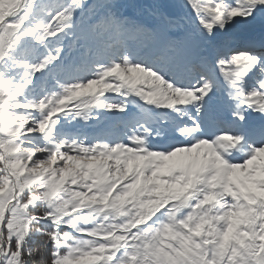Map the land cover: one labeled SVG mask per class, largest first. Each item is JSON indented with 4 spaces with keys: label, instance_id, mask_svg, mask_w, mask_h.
Returning <instances> with one entry per match:
<instances>
[{
    "label": "snow or ice",
    "instance_id": "obj_1",
    "mask_svg": "<svg viewBox=\"0 0 264 264\" xmlns=\"http://www.w3.org/2000/svg\"><path fill=\"white\" fill-rule=\"evenodd\" d=\"M0 264H264V0H0Z\"/></svg>",
    "mask_w": 264,
    "mask_h": 264
}]
</instances>
